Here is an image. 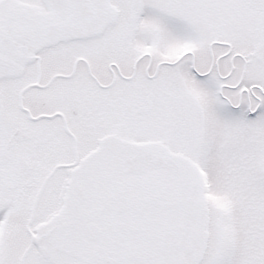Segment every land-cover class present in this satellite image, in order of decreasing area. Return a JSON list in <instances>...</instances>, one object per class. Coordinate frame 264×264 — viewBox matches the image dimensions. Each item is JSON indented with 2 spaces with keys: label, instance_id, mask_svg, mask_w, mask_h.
<instances>
[{
  "label": "snow or ice",
  "instance_id": "6c2138e0",
  "mask_svg": "<svg viewBox=\"0 0 264 264\" xmlns=\"http://www.w3.org/2000/svg\"><path fill=\"white\" fill-rule=\"evenodd\" d=\"M0 264H264V0H0Z\"/></svg>",
  "mask_w": 264,
  "mask_h": 264
}]
</instances>
